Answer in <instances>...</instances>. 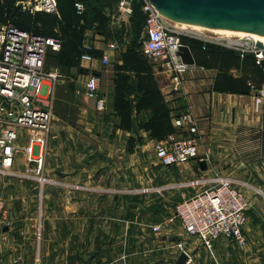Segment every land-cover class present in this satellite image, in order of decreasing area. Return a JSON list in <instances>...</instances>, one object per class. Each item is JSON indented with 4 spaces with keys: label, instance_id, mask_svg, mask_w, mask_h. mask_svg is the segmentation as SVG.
I'll return each mask as SVG.
<instances>
[{
    "label": "crops",
    "instance_id": "obj_1",
    "mask_svg": "<svg viewBox=\"0 0 264 264\" xmlns=\"http://www.w3.org/2000/svg\"><path fill=\"white\" fill-rule=\"evenodd\" d=\"M113 40L112 36L87 29L84 46L99 50V56H93L91 61L81 57V68L86 69L82 72L76 67H52L60 73L57 82L49 83L52 98L55 99L58 83L59 89L62 86V91L70 94L67 102L73 103L79 113L72 119L60 115L52 121L47 150L46 144L43 150L42 173L52 181L47 189L54 187L44 198H51L52 205L65 204L67 208L65 212L58 209L51 213L56 220L57 236L62 239L47 243L46 235V242L37 254L28 236L11 232L12 226L0 233V264H75L77 251L70 244L75 245L76 221L80 219L88 225L94 240L90 242L91 253L76 264H139L142 260L154 263L157 259L161 261L159 264H172L173 258L177 264L180 241H184L185 249L192 255V264H205L207 250L201 239L187 237L174 221H180L177 205L207 188L205 180L213 182L216 177L232 179L250 202L244 227L246 243L236 246L231 242L230 258L223 261L264 264V195L261 194L264 193L261 150L264 110L258 113L254 108L258 88L246 94L215 89L221 68L231 65L233 59L226 51L215 55L201 52L198 57L202 65L195 60V64H185L181 71L164 59L153 60L155 76L172 109L173 124L176 116L184 114H190L196 122L194 132L188 125L176 128L180 137L196 139L198 156L165 167L155 155L157 140L139 130L140 122L150 116L149 111L134 110L131 130L117 126L114 64L122 61L126 47L109 48ZM104 55L109 59L108 64L102 61ZM246 71L254 75L258 69L247 60ZM229 72L234 77L243 75L235 65ZM91 74L100 79L104 110H99L96 100L85 94ZM255 78L260 79L257 75ZM140 135L142 140L136 141L131 150L130 138ZM201 160L207 162V169H201ZM0 199L7 204L3 197ZM157 225L160 230L154 231ZM221 242L214 245L219 247ZM17 258L20 260L15 263Z\"/></svg>",
    "mask_w": 264,
    "mask_h": 264
},
{
    "label": "built area",
    "instance_id": "obj_2",
    "mask_svg": "<svg viewBox=\"0 0 264 264\" xmlns=\"http://www.w3.org/2000/svg\"><path fill=\"white\" fill-rule=\"evenodd\" d=\"M135 1L140 3L145 15L144 54L154 61L164 59L171 67L181 71L185 65L179 55L183 45L180 38L182 34L171 29L170 20L157 10L151 0H119V11L130 15ZM19 3L24 9L59 13L57 0H22ZM75 7L78 13L85 11L82 1H76ZM221 44L242 55L254 53L260 65L264 59L263 50L256 46V42L227 39ZM60 48L61 41L56 37L34 34L12 24L0 27V175L12 170L17 154L23 151L26 165L34 164L26 168L25 176L39 182L42 199L45 187L52 183L42 173L43 150L54 118L53 89L49 83L57 82L60 76L58 69L45 70V63L48 52L59 51ZM109 48L117 49L118 45L110 43ZM93 58L88 53L82 55L84 60L91 61ZM102 61L109 63L106 55ZM252 87L256 88L254 85ZM85 94L96 100L99 110L106 108L105 100L100 95V79L97 75L91 74L87 79ZM254 108L258 113L264 110V78L262 86L257 89ZM174 125L177 128L188 125L191 131H196L195 119L190 114L176 118ZM22 128L27 129L26 136H23ZM22 139L27 142L24 148L19 144ZM154 150L158 162L165 167L185 163L198 156L196 139L180 137L178 133H171L165 140L157 141ZM262 166L264 171V164ZM205 182L209 185L207 188L184 199L176 207L177 217L187 237H198L209 250L222 237L238 246L245 245L244 227L250 207L248 198L227 177H216L213 182ZM6 226L11 229L13 221L5 201L0 199V233ZM159 230L160 226L154 227V231ZM178 248L181 253L188 255L186 264H192V255L185 249L184 241L178 242ZM19 260L15 259V263ZM215 264L221 263L215 259Z\"/></svg>",
    "mask_w": 264,
    "mask_h": 264
},
{
    "label": "trees",
    "instance_id": "obj_3",
    "mask_svg": "<svg viewBox=\"0 0 264 264\" xmlns=\"http://www.w3.org/2000/svg\"><path fill=\"white\" fill-rule=\"evenodd\" d=\"M20 1L22 0H0V24H12L34 34L58 38L61 41L60 50H50L47 54L52 64L64 69L76 67L82 72L86 70L80 65L84 53L99 56V50L84 46L85 33L93 21L100 27L106 26L110 22L107 15L97 12L94 19H89L86 9L83 13H78L75 2L82 1L84 3L85 0H57L58 14L24 9L19 3ZM136 8L140 10L136 11V17L139 18L142 15L145 24V15L138 1L134 2L133 11ZM180 38L182 44L190 47L199 65H202L198 57L201 52H208L212 55L219 51L231 53L233 58L231 65L228 64L221 68L215 82V89L246 94L252 90V85L256 88L262 86L264 70L256 62L254 53L247 52L242 56L239 51L229 49L220 43L204 40L201 37L182 34ZM142 47L143 43L139 45L133 41L122 52V61L114 64V112L118 117L117 126L131 130L134 110L137 113L143 110L149 111L150 116L147 120L140 122L139 130L148 132L152 139L162 141L169 134L178 132L173 124L172 109L165 100L155 76L154 63L144 54ZM242 60L243 65H240ZM247 60L258 69L254 75L246 71ZM233 65L243 71L241 77H234L233 74H230L229 70ZM256 75L260 77L259 80L255 78ZM141 140V135L137 138L131 137L130 149H133L136 141Z\"/></svg>",
    "mask_w": 264,
    "mask_h": 264
},
{
    "label": "rangeland",
    "instance_id": "obj_4",
    "mask_svg": "<svg viewBox=\"0 0 264 264\" xmlns=\"http://www.w3.org/2000/svg\"><path fill=\"white\" fill-rule=\"evenodd\" d=\"M84 5L89 19H94L95 13L102 12L104 15H107L110 20V22L107 23L104 27H100L93 21L92 25L89 28V30L93 33L94 31H99L103 33L105 37L112 36L115 39L112 42L116 43L118 46H120V48L127 47L133 41L139 45H142V43L144 42V21L143 17H141L142 15L139 18L136 17V11H140L138 8H136L130 15H126L119 11L117 0H85ZM168 23L170 24L172 30L180 34L201 37L218 43L220 42V44L221 42L227 41V39H220L209 33H198L196 30H191L190 26L179 24L172 20H170ZM244 39H246V41H250L251 43L254 42L252 38ZM227 48L231 49L230 47ZM151 60L153 61V59ZM53 65L54 64H52V62L47 57L45 70H52ZM67 83L68 82L63 85V89L67 85ZM57 84L55 90V99L52 98L54 106L53 114L55 115L53 120L60 118V115L61 117L67 119L75 118L79 113L73 103L67 102L70 94H68V92H66L65 90L62 91V86H60L59 89V84ZM21 132L23 136L27 135L26 128H22ZM19 144L21 148H24L27 142L25 141V139H22ZM45 150H47V142ZM25 164V154L23 151H21L16 156L15 165L13 166L12 170L9 173L0 175V196L6 200V205L9 210V216L15 222L11 232L15 234L17 233L19 235H27L28 239H30L29 241L32 242V247L34 246V251H36V253H39L42 245L44 244V242H46V235L49 236L47 243H50L52 241L58 243V239H62L60 238V236H57L56 231L58 229L56 228V220L52 219L51 213L54 210L60 209L64 211L67 210V208L65 207V204L52 205L51 198H44V195H48L47 187H45L46 189L43 191L44 199L41 198L42 191L40 189L39 182L33 177L25 176V173H27L25 170ZM261 194L264 195V193ZM46 199L49 200V203ZM174 223H177L178 226L183 230V227L179 220L174 221ZM61 225L59 226L61 227ZM76 229L77 235L75 236V245L74 243L70 244V246H75L74 248L77 251L75 264L82 261L85 257V254L89 255L91 253L89 251L91 247L90 242L94 240V237L89 234L91 230H89L88 225L83 219L76 221ZM179 239H182V237L178 238V240ZM216 241H222L219 247L213 245L212 250H209L205 247L207 250L205 264H215V259L219 260L221 264H225L223 260H227L228 258H230L231 249L229 248H231L232 241L224 237ZM96 246L98 247V244ZM64 247H68L67 241L64 242ZM152 262V260H142L139 261V264H159L161 261L157 259L154 263ZM172 264H175V258H173Z\"/></svg>",
    "mask_w": 264,
    "mask_h": 264
},
{
    "label": "water",
    "instance_id": "obj_5",
    "mask_svg": "<svg viewBox=\"0 0 264 264\" xmlns=\"http://www.w3.org/2000/svg\"><path fill=\"white\" fill-rule=\"evenodd\" d=\"M162 15L172 21L194 24L222 30L257 31L256 46L264 54V0H151ZM179 55L184 64H195V58L188 45L180 47ZM264 69V59L261 61ZM261 150L264 158V124L261 133ZM201 169H207V162L200 161ZM54 191L53 186L48 187ZM9 228L4 227L3 231ZM188 255L182 252L177 264H185Z\"/></svg>",
    "mask_w": 264,
    "mask_h": 264
},
{
    "label": "bare ground",
    "instance_id": "obj_6",
    "mask_svg": "<svg viewBox=\"0 0 264 264\" xmlns=\"http://www.w3.org/2000/svg\"><path fill=\"white\" fill-rule=\"evenodd\" d=\"M176 23L190 26L191 30H194V31L196 30L198 33H201V34H208L209 33V34H211L217 38H220V39L252 38L253 41L256 42L257 31L222 30V29L197 26L194 24L180 23L177 21H176ZM262 44L264 46V43H262Z\"/></svg>",
    "mask_w": 264,
    "mask_h": 264
}]
</instances>
